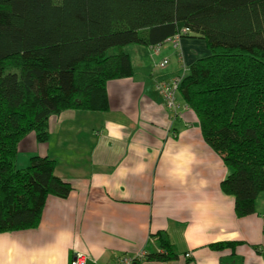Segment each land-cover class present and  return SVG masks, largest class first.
<instances>
[{
    "label": "trees",
    "instance_id": "16d2710c",
    "mask_svg": "<svg viewBox=\"0 0 264 264\" xmlns=\"http://www.w3.org/2000/svg\"><path fill=\"white\" fill-rule=\"evenodd\" d=\"M174 36L206 45L177 94L228 170L219 186L236 217L255 213L264 193V0H0V234L36 229L47 198L72 190L51 158L17 168L20 143L31 133L47 142L52 116L108 110V83L133 74L126 48ZM156 236L162 252L143 260L172 259L167 236Z\"/></svg>",
    "mask_w": 264,
    "mask_h": 264
},
{
    "label": "crops",
    "instance_id": "0c3cea01",
    "mask_svg": "<svg viewBox=\"0 0 264 264\" xmlns=\"http://www.w3.org/2000/svg\"><path fill=\"white\" fill-rule=\"evenodd\" d=\"M196 39L180 37L178 51L141 48L137 64L139 48L127 47L133 74L108 83V110L50 117L49 139L36 141L37 152L22 162L60 160L65 170L55 174L72 190L66 199L47 198L36 229L0 234V264H70L75 253L87 264H112L121 256L162 252L158 233L167 236L173 258L134 264H264V193L254 214L236 217L234 199L219 186L228 170L204 143L196 117L179 95L166 108L150 86L154 66L164 59L170 65L173 53L175 64L157 80L181 77L183 68L208 55ZM145 52L158 59L153 66ZM52 140L59 159L50 153ZM218 242L237 245L212 250Z\"/></svg>",
    "mask_w": 264,
    "mask_h": 264
},
{
    "label": "rangeland",
    "instance_id": "374dc122",
    "mask_svg": "<svg viewBox=\"0 0 264 264\" xmlns=\"http://www.w3.org/2000/svg\"><path fill=\"white\" fill-rule=\"evenodd\" d=\"M196 40H201V39H196ZM203 41V40H202ZM204 42V41H203ZM173 44L172 43H170V42H166V43H164L163 45H161V46H159V49H161V51L162 50H165V49H169L170 48V46L173 48V46H172ZM137 48H139V51H138V59H137V61H136V58H137V56H135V54H136V52H134V60H133V62H135L136 64H137V62L138 61H140L141 60V58L139 57V56H142L143 55V53L140 51V50H143L145 47H141V46H137ZM141 48H143V49H141ZM146 49V48H145ZM174 49V51H178V49L176 50V48H173ZM138 50V49H137ZM174 54V53H173ZM173 54H172V62H171V64L169 65V64H167L164 68H159L158 67V64H156V66H154V74H153V80L151 81V84H150V86L152 85V88L154 89V90H156V91H158V93H160V91L159 90H157V85H159V84H162V83H166V84H170L171 83V79H168L167 81H161V80H157V78H156V76L158 75V77H160L162 74H165L168 70H169V68H170V66H172V63L173 64H175V62L173 61V60H175V58L173 57ZM132 55V56H133ZM144 55H146V57L147 56H150V59H151V63H149V66H150V64H151V66H153L154 65V63L156 62V61H158V59H156L155 58V56L154 55H152L151 53H149L148 55H147V53L145 52V54ZM185 66L187 67V64H185ZM137 69H139V68H137ZM184 75H185V73H183ZM182 73H181V75H183ZM176 95L178 96V94L176 93ZM48 139H49V137H48ZM37 140H36V136H35V134H33V133H31V134H29L21 143H20V145H19V150H18V157H17V165L19 166V169H22V168H25V167H27V165H28V162L27 161H24V162H22V158L24 159V157L26 156V154H29V153H36L37 152V150L36 149H38V145H36V142ZM39 144V143H38ZM51 147L52 148H50V153L52 152V153H54L55 155H56V157L59 159V157H61L60 156V154H61V150L60 149H56V148H53L54 147V140H52V144H51ZM52 149H54V150H52ZM39 153V152H38ZM19 158V159H18ZM56 168H58V171H64L65 169H64V167L61 165V162H60V160H58V163H56ZM71 260H72V257H71ZM70 260V261H71ZM232 263H234V264H241V262H240V260L239 259H235L234 261H231Z\"/></svg>",
    "mask_w": 264,
    "mask_h": 264
},
{
    "label": "built area",
    "instance_id": "2783aa9c",
    "mask_svg": "<svg viewBox=\"0 0 264 264\" xmlns=\"http://www.w3.org/2000/svg\"><path fill=\"white\" fill-rule=\"evenodd\" d=\"M180 40V36H174L167 40V42H170L173 44L175 48L178 47V42ZM168 63L167 59L162 60L159 64V68H164ZM186 70L183 68V72ZM180 77H174L171 79L170 84L162 83L157 85V90L160 91V93L163 96L164 105L166 108L173 109L176 104V93H177V87L180 82ZM145 253L140 252L139 254H136L134 256H121L118 258L114 263L112 264H134L136 260H143ZM186 258L189 257V255H185ZM87 257L82 253H75L72 256V260L70 261V264H87Z\"/></svg>",
    "mask_w": 264,
    "mask_h": 264
}]
</instances>
